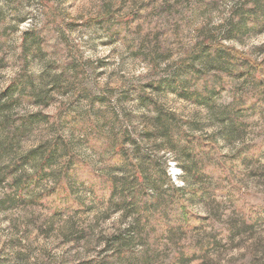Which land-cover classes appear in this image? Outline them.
Returning <instances> with one entry per match:
<instances>
[{
	"label": "rangeland",
	"instance_id": "374dc122",
	"mask_svg": "<svg viewBox=\"0 0 264 264\" xmlns=\"http://www.w3.org/2000/svg\"><path fill=\"white\" fill-rule=\"evenodd\" d=\"M256 2L48 0L50 16L40 0H0V264H143L144 256L168 264L164 239L146 248L131 236L134 216L121 201L129 193L120 187L127 171L106 164L118 133L134 141L125 149L135 162H156L175 187L205 190L190 204L207 220L180 243L215 236L216 249L207 261L191 264H264V155L233 165L237 187L223 175L187 183L189 168L212 170L215 163L204 155L194 162L184 142L158 120V112L174 115L179 131L213 142L227 158L264 141V109L239 106L254 93L240 68L199 59L190 69L195 78L180 72L171 80L176 66L206 39L262 60L264 26L248 23L249 31L237 37L231 32ZM18 77H26L31 99L4 95ZM52 145L55 153L44 164L42 153ZM24 157L26 163L11 171ZM69 157L73 174L66 178L74 204L60 201L55 211L37 198L54 188ZM105 178L118 187L111 200ZM247 208L261 216L244 231L240 209Z\"/></svg>",
	"mask_w": 264,
	"mask_h": 264
},
{
	"label": "trees",
	"instance_id": "16d2710c",
	"mask_svg": "<svg viewBox=\"0 0 264 264\" xmlns=\"http://www.w3.org/2000/svg\"><path fill=\"white\" fill-rule=\"evenodd\" d=\"M40 3L43 6L45 14L53 16L47 4L48 0H40ZM244 14L240 16L239 22L234 25L235 27L231 28L234 37L246 34L249 31V29H246L248 23H251L253 26H264V0H257L256 4L248 11H245ZM98 22L101 21H97V24ZM1 45L0 38V47ZM21 47L24 52L23 55L26 57L28 52L24 51L25 41H23ZM199 59H202L204 63L215 61L220 64L234 65L240 68L239 76H244L249 81L254 88V93L251 96L242 98L239 106L245 108L260 106L264 109V58L256 62L248 55L233 47L226 46L223 41L206 39L204 44L196 46L176 66V73L172 75L171 80L175 83V80H178L176 77L180 72L187 74L190 79L195 78L193 70L190 69ZM25 78L18 77L13 80L4 90V95H8L10 99L17 98L20 101L25 98L31 99V95L25 93L27 90ZM28 81L31 82L30 80ZM219 91L221 89L217 92L220 93ZM75 94L78 95L79 90L75 91ZM187 96L195 100L198 98L197 95L193 96L188 92ZM43 102L46 101L43 100ZM61 112L63 118H68L69 113L67 111ZM158 120L164 124V128L168 131V134H172L170 136H176L178 141L184 142L185 147L183 150L190 154L194 162L199 160L198 157L200 155H204L212 157L215 163L212 170L202 168L201 166L189 168L187 171L189 174V178L186 180L187 183H193L200 179L209 180L212 177L223 175L236 186V170L233 169V165L241 164L244 161L257 160L259 156L264 155V141H262L256 147L241 151L232 158H227L221 155L213 142L200 136H192L179 131L177 128L178 120L174 115L158 112ZM132 142L134 141L128 135L124 133L116 134L112 140L111 153L106 160V164L110 168H125V171H127L125 174L127 177L120 182V187L122 188L121 193L123 195H125V192L129 193L128 197L131 199L128 200V197L121 198L124 207L131 209V214L134 216L131 236H137L146 248L149 246L150 241L155 242L164 239L168 249V264H191L200 259L207 261L209 253L216 249L215 236H209L201 242L189 246H184L180 243L182 237L199 233L203 228L204 222L207 220L206 217L194 212L190 204L191 200L202 198L205 190L202 186H192L191 184L186 186L185 189L175 187L167 176L165 169H158L156 162L148 161L144 157H141L139 162H135L133 155H130L125 149L126 145ZM55 148V145H52L42 153L44 164H49L48 162L51 160L52 154L55 153ZM27 160L28 157H24L16 161L11 165L10 170H16L25 164ZM73 164V159L69 157L63 175L56 182L54 188L37 198L41 204H47L50 208H54L55 211L59 210V204L57 203L60 201L65 200L71 206L74 204V201L70 198V185L66 178L68 175L71 176L73 174ZM231 172L234 173L231 175ZM41 174L42 171L32 175L28 182L30 184L36 183L40 179ZM103 189L108 193L109 200L113 199L118 191L117 184L110 178L103 179ZM237 189V193L240 195L239 187ZM97 190L99 191L101 188L99 187ZM101 191L103 193V190ZM150 193H152V197H149ZM120 206L123 207L122 205ZM260 213V211L251 208L240 209L242 230H252L261 216ZM262 214L264 215V212ZM232 232L231 229L226 231L227 236ZM112 241L116 245H121L117 238L112 239ZM120 251V249H116L117 258L123 256ZM153 253L151 252V254ZM144 258H142L143 264H152L146 260L147 257L144 256Z\"/></svg>",
	"mask_w": 264,
	"mask_h": 264
}]
</instances>
